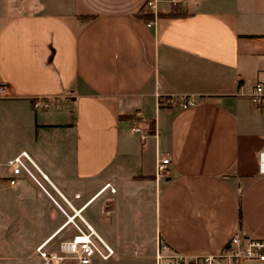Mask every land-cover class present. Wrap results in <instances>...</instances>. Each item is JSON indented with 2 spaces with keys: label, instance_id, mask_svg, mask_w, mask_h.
Listing matches in <instances>:
<instances>
[{
  "label": "crops",
  "instance_id": "crops-1",
  "mask_svg": "<svg viewBox=\"0 0 264 264\" xmlns=\"http://www.w3.org/2000/svg\"><path fill=\"white\" fill-rule=\"evenodd\" d=\"M146 1L0 0V264H43L36 248L59 253L76 226L113 251L89 264L264 237V108L246 97L264 72V0H163L149 27ZM21 152L64 212L11 172ZM163 155L171 173L155 180Z\"/></svg>",
  "mask_w": 264,
  "mask_h": 264
},
{
  "label": "built area",
  "instance_id": "built-area-1",
  "mask_svg": "<svg viewBox=\"0 0 264 264\" xmlns=\"http://www.w3.org/2000/svg\"><path fill=\"white\" fill-rule=\"evenodd\" d=\"M163 0H147L141 9V14L152 15V21L146 24L149 27L157 18V3ZM171 7H176L183 0H165ZM5 95V89L0 86V98ZM246 97L251 103L258 107L264 108V72L262 76L251 86V89ZM173 97L166 98L168 104H172ZM175 103L180 108H188L196 103L193 96L180 95L176 97ZM32 107L37 110H45L50 107L49 98L38 96L33 99ZM133 131H139V128H133ZM32 166V161L25 152L8 160L7 166L13 174L24 172L33 179L39 187L54 201V203L64 212L62 206L52 197L51 193L36 177L34 172L29 167ZM259 171L264 174V151L259 154ZM171 173L170 158L168 155H163L157 159L155 164V180L169 177ZM45 180V176H41ZM11 185L16 184L14 180L10 181ZM108 187V184L105 186ZM114 192L113 188H110ZM69 207L70 204H67ZM72 219V217H69ZM78 234L70 241L61 242L59 245V253L48 252L44 250V243L36 248L39 257L43 264H60L66 259H74L79 264H89L94 256L106 260L112 254V249L107 246L90 228L86 231L76 226ZM257 262L264 264V237H253L244 233H235L227 243V245L219 252L213 254L188 256L181 254L169 246L160 243L155 254L156 264H250Z\"/></svg>",
  "mask_w": 264,
  "mask_h": 264
},
{
  "label": "rangeland",
  "instance_id": "rangeland-1",
  "mask_svg": "<svg viewBox=\"0 0 264 264\" xmlns=\"http://www.w3.org/2000/svg\"><path fill=\"white\" fill-rule=\"evenodd\" d=\"M162 5H166V4H162ZM36 173V172H35ZM38 175V174H36ZM250 264H261V263H257V262H250Z\"/></svg>",
  "mask_w": 264,
  "mask_h": 264
},
{
  "label": "trees",
  "instance_id": "trees-1",
  "mask_svg": "<svg viewBox=\"0 0 264 264\" xmlns=\"http://www.w3.org/2000/svg\"><path fill=\"white\" fill-rule=\"evenodd\" d=\"M239 217H240V215H239Z\"/></svg>",
  "mask_w": 264,
  "mask_h": 264
}]
</instances>
